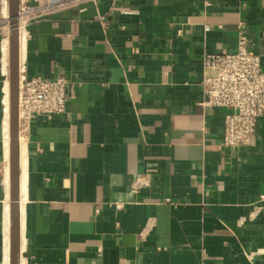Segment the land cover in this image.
Segmentation results:
<instances>
[{
	"label": "crops",
	"instance_id": "crops-1",
	"mask_svg": "<svg viewBox=\"0 0 264 264\" xmlns=\"http://www.w3.org/2000/svg\"><path fill=\"white\" fill-rule=\"evenodd\" d=\"M8 18L0 0V264ZM240 26L264 68V0H95L23 28L24 47L19 28L20 74L77 85L23 133L24 264H264V117L231 149L230 110L200 105L204 56L234 52Z\"/></svg>",
	"mask_w": 264,
	"mask_h": 264
},
{
	"label": "built area",
	"instance_id": "built-area-1",
	"mask_svg": "<svg viewBox=\"0 0 264 264\" xmlns=\"http://www.w3.org/2000/svg\"><path fill=\"white\" fill-rule=\"evenodd\" d=\"M95 0H65L45 4L20 0L19 27L26 29L47 17L70 7ZM119 0H112L113 7ZM128 13V12H126ZM99 20L107 26L106 16ZM236 50L231 53L209 54L203 58L201 87L202 107H225L223 143L227 148L252 147L257 143L258 125L264 117V68L261 56L249 46V37L240 26ZM209 27H207V30ZM3 38H10L9 18L2 23ZM77 85L65 76L51 80L27 77L19 73V134L26 133L36 117L52 118L67 114L69 101L75 97ZM259 203H264V194ZM260 208V207H259Z\"/></svg>",
	"mask_w": 264,
	"mask_h": 264
},
{
	"label": "water",
	"instance_id": "water-1",
	"mask_svg": "<svg viewBox=\"0 0 264 264\" xmlns=\"http://www.w3.org/2000/svg\"><path fill=\"white\" fill-rule=\"evenodd\" d=\"M19 2L9 0L10 23V131H11V195L10 232L11 264H20V207H19Z\"/></svg>",
	"mask_w": 264,
	"mask_h": 264
},
{
	"label": "bare ground",
	"instance_id": "bare-ground-1",
	"mask_svg": "<svg viewBox=\"0 0 264 264\" xmlns=\"http://www.w3.org/2000/svg\"><path fill=\"white\" fill-rule=\"evenodd\" d=\"M20 41L22 43V47H24L25 43V31L24 27L20 26ZM8 45L10 50V39L5 38L4 40V51H5V72L6 67L9 65L8 60ZM5 105H6V120H5V147L7 153V167H6V184L9 188L11 185V131H10V82L6 83L5 86ZM23 134V133H22ZM20 134L19 136V167H20V179H19V207H20V223H21V237H22V249H24V216H25V204H26V189H27V148L26 141L24 136ZM9 206V204H8ZM10 208V207H9ZM8 209V213H9ZM21 247V246H20ZM5 264H11V232H10V215L8 226L6 229V239H5ZM20 264H24V260H20Z\"/></svg>",
	"mask_w": 264,
	"mask_h": 264
},
{
	"label": "rangeland",
	"instance_id": "rangeland-1",
	"mask_svg": "<svg viewBox=\"0 0 264 264\" xmlns=\"http://www.w3.org/2000/svg\"><path fill=\"white\" fill-rule=\"evenodd\" d=\"M10 39V38H9ZM9 50V49H8ZM22 135H24V134H22ZM20 136V135H19Z\"/></svg>",
	"mask_w": 264,
	"mask_h": 264
}]
</instances>
